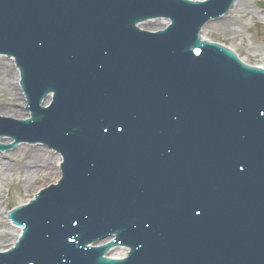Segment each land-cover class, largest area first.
I'll return each instance as SVG.
<instances>
[{"label": "water", "instance_id": "1", "mask_svg": "<svg viewBox=\"0 0 264 264\" xmlns=\"http://www.w3.org/2000/svg\"><path fill=\"white\" fill-rule=\"evenodd\" d=\"M233 2L0 0V149L63 160L0 154V264H264V69L199 36Z\"/></svg>", "mask_w": 264, "mask_h": 264}, {"label": "rangeland", "instance_id": "2", "mask_svg": "<svg viewBox=\"0 0 264 264\" xmlns=\"http://www.w3.org/2000/svg\"><path fill=\"white\" fill-rule=\"evenodd\" d=\"M248 4L253 10L264 12V0H249ZM221 17L204 25L202 37L233 49L247 65L264 66V30L251 22L240 21L241 32L238 35L229 34L215 25Z\"/></svg>", "mask_w": 264, "mask_h": 264}, {"label": "bare ground", "instance_id": "3", "mask_svg": "<svg viewBox=\"0 0 264 264\" xmlns=\"http://www.w3.org/2000/svg\"><path fill=\"white\" fill-rule=\"evenodd\" d=\"M248 2L249 0H235L227 15L221 17L215 25L224 28L227 33L233 35H238L241 32L240 21L251 22L253 25L260 26L264 30V12L253 10ZM239 57L242 60L241 56ZM258 67L264 68L263 65H258Z\"/></svg>", "mask_w": 264, "mask_h": 264}]
</instances>
